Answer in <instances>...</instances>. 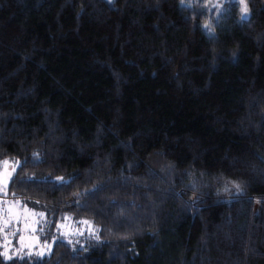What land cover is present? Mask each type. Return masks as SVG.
<instances>
[{
  "label": "trees",
  "instance_id": "16d2710c",
  "mask_svg": "<svg viewBox=\"0 0 264 264\" xmlns=\"http://www.w3.org/2000/svg\"><path fill=\"white\" fill-rule=\"evenodd\" d=\"M188 2L0 0V198L96 229L0 264H264V0Z\"/></svg>",
  "mask_w": 264,
  "mask_h": 264
},
{
  "label": "rangeland",
  "instance_id": "374dc122",
  "mask_svg": "<svg viewBox=\"0 0 264 264\" xmlns=\"http://www.w3.org/2000/svg\"><path fill=\"white\" fill-rule=\"evenodd\" d=\"M189 4L192 2L200 3L202 8L208 9V13H214V20L220 14L223 6L226 3H237L240 8V18L247 17L248 12L244 13V0H188ZM246 18V19H247ZM245 20V19H242ZM10 162V161H9ZM14 162H10V165ZM9 171L12 168L9 167ZM33 213L35 215H33ZM7 221V225H5ZM0 227L8 229V235L3 239L4 245L7 246L8 251L12 250L14 254L10 257H33L42 258L49 255L53 245L58 241L68 242L72 238L78 237H92L90 234L96 229L88 222L74 220L70 216H66L53 230L50 229V224L43 214L33 211L28 205L22 202H12L0 198ZM18 237V240L12 236ZM43 255H39V253ZM4 250L2 251V254ZM4 258H6L3 255Z\"/></svg>",
  "mask_w": 264,
  "mask_h": 264
},
{
  "label": "snow or ice",
  "instance_id": "6c2138e0",
  "mask_svg": "<svg viewBox=\"0 0 264 264\" xmlns=\"http://www.w3.org/2000/svg\"><path fill=\"white\" fill-rule=\"evenodd\" d=\"M183 2V0H182ZM243 11L244 13L248 12V6L245 3L243 6ZM247 17H242V19H246ZM9 167L12 168V171H9ZM19 167L18 162H14L10 165L9 161H3L2 163H0V192H5L6 193V189H7V184L9 182V180L11 179L12 173L15 171V168ZM61 181H63V178H58ZM33 215H35L33 213ZM5 225H7V221H5ZM3 255L6 258L11 259V257L8 255V251H7V246L5 245V251L3 253ZM39 255H43V253H39Z\"/></svg>",
  "mask_w": 264,
  "mask_h": 264
}]
</instances>
